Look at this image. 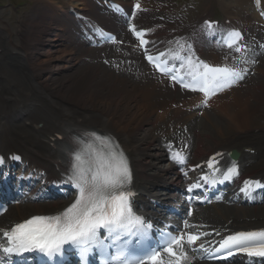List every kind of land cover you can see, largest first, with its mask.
Listing matches in <instances>:
<instances>
[{"label": "bare ground", "instance_id": "6f19581e", "mask_svg": "<svg viewBox=\"0 0 264 264\" xmlns=\"http://www.w3.org/2000/svg\"><path fill=\"white\" fill-rule=\"evenodd\" d=\"M44 1L46 4L40 3L34 16L25 19L29 22L27 30H14L16 34L17 31L21 32L7 40L10 41L6 46L8 50L0 52V76L6 77L8 82L6 85V81L2 85L0 83V151L8 153L18 150L32 162V167L46 169L49 180L61 181L64 167H60L58 172V162L63 160L65 165L68 163V156L73 148L71 139L75 133L84 129L111 132L120 139L132 160L136 173L135 185L139 187L140 197L143 199L150 194L157 196L155 193L161 188L160 179L164 178L163 184L170 187L176 181L175 171L158 172L157 161L165 159L161 146L158 145L162 135H170L174 128L182 129V126L193 125L198 113L202 112L201 132L198 134L192 128L196 138L193 136L190 146L191 162L197 163L217 149H236L243 158V177H264V112H260L256 106L250 116L244 118V122L234 117L226 104L232 97L248 93L256 97V105L264 104V55L260 56L261 62L253 65L254 70H257L256 74L249 76L243 87L239 83L216 96L209 107L198 110L197 106L203 95L181 90L166 77L156 74L142 58V62L137 63L135 58L140 50L138 51L136 41L128 33L122 32L121 39H124L125 45L119 50V56L127 62L114 72L99 65L96 58H99L101 51L106 52L105 48L85 46L76 36L77 28L70 26L59 12L55 13L60 8L61 14L67 15L70 5L90 7L88 1L92 0ZM118 1L128 5L132 3L131 0ZM262 4L264 8V1ZM168 8L163 0H147L145 9L140 11L138 17L143 24H150L151 21H157L158 17H167ZM224 8L227 12L236 14L237 8L227 4ZM93 11L95 16L112 29H121L120 20L111 16L108 11ZM242 12L246 13H242V17L234 20V23L248 29L251 37L257 31L260 35L264 28V18L255 10L250 15L247 11ZM169 20L172 19L164 20L163 28L174 29L172 35L185 34V38L191 41L193 38L201 57L216 63L229 59L228 53L223 52L220 46L206 45L198 39L200 37L199 34H194V26L179 24L174 19L168 22ZM41 24L42 29L37 30ZM48 28L52 29V33L43 37L42 34ZM252 28L255 31L252 32ZM164 32L162 37H171L170 33ZM16 41L19 43L16 44ZM163 47L166 46L162 45L160 49ZM6 56L14 60L4 61ZM86 56H91L93 60L86 62ZM245 65L249 66L248 63ZM185 67L187 68V63ZM56 75L60 78L58 81H54ZM11 85L14 86L13 89L8 88ZM21 88L25 95L19 93ZM39 101L43 106H38ZM20 104L25 105L15 110ZM216 107L219 108L218 113H215ZM213 113L216 114L215 117L221 116V121L214 120ZM151 119L152 127L141 132L143 125L151 124ZM171 122L175 123L172 128L169 127ZM140 124L142 126L137 128L136 125ZM196 139L202 144L201 147L196 145ZM248 148L255 149L257 154L245 152ZM73 199L74 195L71 194L57 202L17 205L2 218L1 227L33 213L63 210ZM202 212H208L203 217L215 229L264 225V205L250 208L245 205H212Z\"/></svg>", "mask_w": 264, "mask_h": 264}, {"label": "snow or ice", "instance_id": "6c2138e0", "mask_svg": "<svg viewBox=\"0 0 264 264\" xmlns=\"http://www.w3.org/2000/svg\"><path fill=\"white\" fill-rule=\"evenodd\" d=\"M211 26L209 22L208 27ZM240 35L239 32L229 33L228 47L231 48ZM141 42L146 43L143 40ZM235 51L239 53L242 48L237 46ZM148 59L152 61L153 57L148 56ZM186 63L191 83H184L183 86L198 89L205 96L231 87L242 80L245 74L242 69L227 65L214 67L198 59L193 61L191 57L187 58ZM156 66L159 67V64ZM172 79H177V76L173 75ZM87 135L89 142H80V147L72 153L73 161L66 181L77 189V198L57 215L33 216L0 233L4 238L0 241V252L11 256L39 251L54 258L62 254L65 245H70L78 250L82 264H87L94 250L107 252L102 264H145V255L151 264H163L159 250L141 255L131 247L130 239H123V236L146 238L152 227L143 218L136 216L131 207L130 198L133 193L126 188L131 175L123 151H117L118 145L111 142L110 137L95 133ZM93 141L99 142L106 151L97 149ZM235 170L234 167L229 168L228 173ZM253 184L259 185L260 182L246 181L241 191H247ZM193 187H199V184ZM100 229H106L113 237L111 243H106L100 236ZM198 238L197 235H188L189 242H195ZM181 240L183 236H169L163 251L176 255L172 246L180 244ZM111 248L116 249L115 254L108 251ZM221 248L229 249V255L230 250L235 248L248 255L264 256V230L238 232L228 236L222 241ZM0 264H3L2 257Z\"/></svg>", "mask_w": 264, "mask_h": 264}, {"label": "rangeland", "instance_id": "374dc122", "mask_svg": "<svg viewBox=\"0 0 264 264\" xmlns=\"http://www.w3.org/2000/svg\"><path fill=\"white\" fill-rule=\"evenodd\" d=\"M6 1L8 0H0L1 5L4 4V2ZM13 1L19 4V6L17 5L18 6L17 8H13V7H1L0 8V52H4L8 50L6 49L7 41L3 40L4 38L8 39L9 35L7 33L13 30H16V29H21L22 27H24V29H27L29 22L25 21L24 19L34 16L36 14L37 6L40 3H42V5L43 3L46 4L44 0H13ZM165 1H168L171 4L170 12L172 13V15L174 17H177L178 20H181L187 23H195L199 21V19L201 18L202 14L205 11H208L210 14L215 15V16L219 15L221 12H223L224 10L223 5L225 4L230 5L234 9L237 8L235 11L236 14L235 13H232V14H235L238 17H240L242 13H246V12H242L243 10L247 11V13L249 12L248 13L249 15L252 13H255L252 0H165ZM19 17H21L23 22L21 24H16L17 20L20 19ZM2 25L4 26V29H2L1 27ZM41 26L43 27L42 24L38 25L37 30H40V28L42 29ZM253 31H255V29L252 28V32ZM51 33H52V29L48 28L46 31H44V34H42V36L46 37L48 34H51ZM258 35H259V32L257 31L255 36H258ZM15 43L18 44L19 42L16 41ZM123 45H125V43ZM108 50H110V52L115 51L113 46L106 47V52H109ZM104 56H106L105 58H109L110 60H113V62H116L117 64L121 63L120 59L118 60V58L116 57L115 59L112 56V54H108V53L105 54L104 52L99 60L101 62L100 65L105 66V62L102 59ZM3 60L7 62H11L14 59L6 56L5 59ZM135 61L137 63L142 62L140 57L138 56H136ZM111 68L116 69V67L113 65V66L108 67V71H110ZM49 69H51L50 66H49ZM4 73L6 72L4 71ZM54 78H56L54 81H58L60 79L59 76L57 75ZM0 79H1V82H0L1 85L4 84L5 81H6L5 85L8 84L6 77H4L3 75L0 76ZM8 88L13 89L14 87L13 85H11V86H8ZM19 93L22 95H25V91L23 90V88L20 89ZM255 98L251 96L250 93L244 94V95H238V97H232V99H229L228 103L226 104L231 114L234 117L238 118L239 120H244L245 122L246 120L244 118H246L247 116H250V113L252 112L254 108H256V106H258L257 108L260 110V112H264V104L257 103L256 105ZM38 106L41 107L43 106V104L39 101ZM43 108L44 107H42V110ZM130 115H131V112L128 113V116ZM128 116L126 118H128ZM149 123L151 124L148 125L146 123V125H143V126L142 124H140V125H136V127L139 128L142 126L143 128L141 132H143L144 130L152 127V119L150 120ZM158 145H160V143H158ZM157 152L159 153L158 150Z\"/></svg>", "mask_w": 264, "mask_h": 264}]
</instances>
